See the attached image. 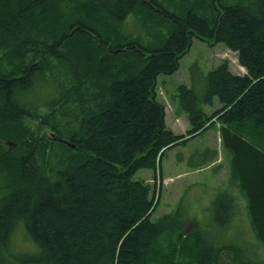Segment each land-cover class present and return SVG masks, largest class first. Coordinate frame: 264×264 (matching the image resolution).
Listing matches in <instances>:
<instances>
[{
	"label": "trees",
	"instance_id": "obj_1",
	"mask_svg": "<svg viewBox=\"0 0 264 264\" xmlns=\"http://www.w3.org/2000/svg\"><path fill=\"white\" fill-rule=\"evenodd\" d=\"M176 3L167 14L144 0H0V264H264V0ZM137 4L142 25L166 30L153 45L117 39ZM193 37L235 52L245 74L226 61L190 71L173 96L190 129L176 135L154 77L176 72ZM118 44L129 48L113 54ZM100 56L97 78L87 68ZM48 73L56 88L41 86ZM213 122L228 175L208 203V230L181 208L188 190L151 221L155 185L135 175L160 170L169 149ZM39 156L57 183L38 174ZM214 157L206 148L177 163L198 170Z\"/></svg>",
	"mask_w": 264,
	"mask_h": 264
},
{
	"label": "rangeland",
	"instance_id": "obj_2",
	"mask_svg": "<svg viewBox=\"0 0 264 264\" xmlns=\"http://www.w3.org/2000/svg\"><path fill=\"white\" fill-rule=\"evenodd\" d=\"M171 2L174 8L177 0H172ZM153 22V20H149L142 25L143 23L138 15L133 13L132 16L126 18L120 29L123 30L126 36L137 38L141 42L145 41L143 43H153L155 40L150 35H157L163 30L166 36V30L159 23ZM222 61L227 62L232 73L238 75L245 73V70L238 64L236 54L226 49L223 44L216 43L212 39L193 37L189 50L178 61L176 72L169 77H157L154 87L156 99L163 103L166 126L174 134L186 135L190 129L185 114L178 111L173 98L176 88L181 84L187 85L191 82L190 71L192 72L196 69L198 72H206L215 68ZM193 74L195 75L196 73L193 72ZM220 107L221 105L215 101L214 105L206 107L205 111L207 115H210ZM42 131L43 129L40 132ZM220 146L219 124L213 122L207 130L200 135L194 136L184 146H175L169 149L165 159L161 161V171L158 170L153 174L149 171H139L135 175L136 179L143 177L155 185V207L151 214V221L156 222L163 215L172 213L180 203L184 193L188 190L180 206L186 216L193 217L204 229L208 230L210 220L208 211L210 206L208 203L211 196H214L216 188L225 181L228 175L226 161ZM206 148L215 150L216 157L212 159L214 161L211 164L206 161L208 166L203 169H188L185 160L181 161L183 163H177L178 160L180 161L181 155L182 158H186L189 154H194L196 151L202 153ZM211 156V152L206 151L199 157L202 160L211 158ZM193 161L196 162L195 159ZM236 203L244 202L238 199ZM189 225L185 226V228L190 230L193 224L190 227ZM22 241L27 243L22 232L18 231L16 243L22 244Z\"/></svg>",
	"mask_w": 264,
	"mask_h": 264
},
{
	"label": "bare ground",
	"instance_id": "obj_3",
	"mask_svg": "<svg viewBox=\"0 0 264 264\" xmlns=\"http://www.w3.org/2000/svg\"><path fill=\"white\" fill-rule=\"evenodd\" d=\"M145 2H147V3H149V4H147L149 7H151L150 9H152V10H155V6H156V8L158 9V10H162V11H165L167 14H172V13H174L173 11H174V8L172 7V4L171 3H169V2H171L172 0H165V2L163 3V1L164 0H154L155 2L153 3V2H150L149 0H144ZM150 3H152V4H150ZM191 7L193 8V6L191 5ZM147 7L145 8V7H143V6H141V5H139V4H137V6H135V7H133V9H132V12L128 15V17L129 16H132V14L133 13H135V14H137V15H141V14H145L146 12H147ZM116 25H118V26H120L119 24H116ZM98 30H100L101 31V29L100 28H97ZM122 32V34H120L119 33V36L117 35V39H118V41H124V39L126 40V35H124V33H123V31H121ZM102 37H103V35H102ZM129 36H127V41L128 40H130V38H133V37H130V38H128ZM110 40V39H109ZM139 40V39H138ZM143 42H145V41H143ZM154 43V42H153ZM153 43H144V44H150V45H153ZM131 46V45H130ZM129 48V46L128 45H115V47H114V50H113V54H119V53H121L122 52V49H125V48ZM132 48H134V49H137V47L138 46H131ZM99 62L98 63H94V64H92L90 67L91 68H87V70H89V74H91V75H95L97 78H99L98 76H97V74H98V72H101V69H103V67H104V61L102 60L103 58L100 56L99 58ZM101 60V61H100ZM59 71H64L62 68H59ZM159 73V72H158ZM158 73H156L155 74V76L158 74ZM171 75H173V74H159L157 77H159V76H163V77H169V76H171ZM88 76V74H86V73H82L81 74V76H80V78L82 79V81L83 80H85L86 79V77ZM157 77H154V78H156V81H155V83L157 82ZM54 79H55V77L53 76V73H48V75H45L43 78H42V80H41V86L44 88V89H47V88H56L57 87V84L55 83V81H54ZM99 85L101 86V82H99ZM83 87L85 88V89H87V87H89V85H87V82H85L84 84H83ZM58 88H59V90H60V93H61V95H62V100L65 102V94L67 93V86H66V82L65 81H61V82H59V85H58ZM68 98H70V97H68ZM89 102V101H88ZM17 106L19 107V108H22V109H25V107H24V105H22V103H17ZM230 108V105H226V110H228ZM92 111V110H91ZM92 112H94V111H92ZM43 131H44V129H43ZM42 131V132H43ZM1 146H6V144L5 143H1ZM5 150V149H4ZM38 160H39V162H35L34 163V166H35V169L37 170V172H38V174L41 176V177H43V173L46 175V178L47 179H49L51 182H54V183H57V181L60 179V176H61V174L60 173H58V172H54V171H52V172H48V171H44L45 170V168H46V166L48 165V163H47V158H44V159H42L40 156L38 157ZM16 229V228H15ZM14 236H15V234H14Z\"/></svg>",
	"mask_w": 264,
	"mask_h": 264
}]
</instances>
